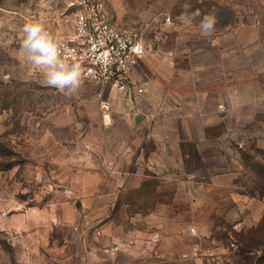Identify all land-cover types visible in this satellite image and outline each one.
Wrapping results in <instances>:
<instances>
[{
  "label": "rangeland",
  "instance_id": "rangeland-1",
  "mask_svg": "<svg viewBox=\"0 0 264 264\" xmlns=\"http://www.w3.org/2000/svg\"><path fill=\"white\" fill-rule=\"evenodd\" d=\"M103 1L118 26L142 34L136 98L160 78V112L217 114V136L187 148L175 173L111 163L105 87L83 81L65 96L20 49L28 22L59 39L72 32L63 0H0V264H264V0ZM197 9L217 16L207 37L200 16L181 19ZM186 81L204 96L170 98Z\"/></svg>",
  "mask_w": 264,
  "mask_h": 264
},
{
  "label": "crops",
  "instance_id": "crops-1",
  "mask_svg": "<svg viewBox=\"0 0 264 264\" xmlns=\"http://www.w3.org/2000/svg\"><path fill=\"white\" fill-rule=\"evenodd\" d=\"M186 84L189 86L179 91L181 92L179 95L169 91L170 98L188 99L191 95L194 97L198 94L204 96V90L193 88L190 82L186 81ZM156 86V93L151 91L152 84H149L147 88L150 91L146 95L136 98L137 92H134L133 89L130 94H127L118 90L111 91L109 85H104L103 96L111 105L110 114L111 120H113L112 126L106 127L105 132L116 131L117 133V152L114 153L116 160L115 162L111 160V163L155 164L158 166V171L162 164L166 169L170 168L171 172L175 173L179 165L182 166L190 159V154L186 151L187 148H196L198 145L207 147L208 143L214 142L213 139L217 135L212 134L211 128L220 122L217 114H212L208 118L207 114L200 113L199 121H196L195 112L181 110L183 114L177 105L172 104L160 112V78L157 80ZM97 104L100 109L99 99H97ZM187 105L194 108V104L190 102ZM121 120L125 124H131V131H135V134L129 138L124 136L119 126ZM140 123L143 124L138 126ZM127 140L129 142L126 145L128 150L125 151L124 143ZM133 156H135L134 160L129 159ZM217 156L219 157L220 154ZM211 170L216 172L213 167ZM216 173L219 175L218 177L222 175V172Z\"/></svg>",
  "mask_w": 264,
  "mask_h": 264
},
{
  "label": "built area",
  "instance_id": "built-area-1",
  "mask_svg": "<svg viewBox=\"0 0 264 264\" xmlns=\"http://www.w3.org/2000/svg\"><path fill=\"white\" fill-rule=\"evenodd\" d=\"M73 17V30L59 39L69 62L79 65L82 79L97 87L111 85L124 93H143L132 79V71L146 51L142 34L133 27H120L112 20L103 0H63ZM104 121L111 105L97 94Z\"/></svg>",
  "mask_w": 264,
  "mask_h": 264
},
{
  "label": "clouds",
  "instance_id": "clouds-1",
  "mask_svg": "<svg viewBox=\"0 0 264 264\" xmlns=\"http://www.w3.org/2000/svg\"><path fill=\"white\" fill-rule=\"evenodd\" d=\"M188 5H185L187 9ZM193 18L200 16L199 29L204 37L209 36L218 23L217 16L208 13L201 16L197 9L195 12L187 11L181 14ZM20 49L28 62L41 71L45 83L65 96L74 95L83 83L81 69L78 64L69 62L67 50L59 38L50 32L39 21L25 23L20 30Z\"/></svg>",
  "mask_w": 264,
  "mask_h": 264
},
{
  "label": "trees",
  "instance_id": "trees-1",
  "mask_svg": "<svg viewBox=\"0 0 264 264\" xmlns=\"http://www.w3.org/2000/svg\"><path fill=\"white\" fill-rule=\"evenodd\" d=\"M261 227H262V226H260V229L262 230L263 227H262V228H261Z\"/></svg>",
  "mask_w": 264,
  "mask_h": 264
},
{
  "label": "water",
  "instance_id": "water-1",
  "mask_svg": "<svg viewBox=\"0 0 264 264\" xmlns=\"http://www.w3.org/2000/svg\"><path fill=\"white\" fill-rule=\"evenodd\" d=\"M77 206H80V203H78V205Z\"/></svg>",
  "mask_w": 264,
  "mask_h": 264
}]
</instances>
